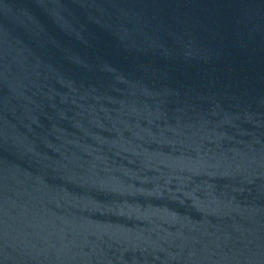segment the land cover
I'll return each instance as SVG.
<instances>
[{
    "label": "water",
    "instance_id": "water-1",
    "mask_svg": "<svg viewBox=\"0 0 264 264\" xmlns=\"http://www.w3.org/2000/svg\"><path fill=\"white\" fill-rule=\"evenodd\" d=\"M0 264H264V0H0Z\"/></svg>",
    "mask_w": 264,
    "mask_h": 264
}]
</instances>
